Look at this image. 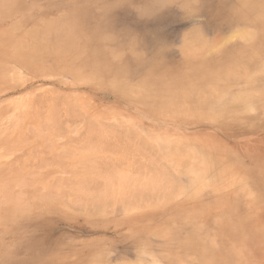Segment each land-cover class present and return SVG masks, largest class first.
Here are the masks:
<instances>
[{"label": "rangeland", "instance_id": "rangeland-1", "mask_svg": "<svg viewBox=\"0 0 264 264\" xmlns=\"http://www.w3.org/2000/svg\"><path fill=\"white\" fill-rule=\"evenodd\" d=\"M0 1V46H11L6 38L14 27L15 36L33 31L26 41L37 46L28 64L6 62L0 72V134L13 133V122L27 113L48 118L51 112L49 122L57 125L39 127L51 141L29 135L19 145L0 142V264H168L170 253L193 258L191 264L202 253L211 264L221 262L220 256H228L224 264H264V245L257 243L255 254L245 241L249 233L264 241V72L258 73L263 39L261 52L232 70L236 77L207 71L218 57L252 46L237 35L261 21L240 15V0ZM196 64L200 69L189 73ZM254 73L260 79L249 81ZM249 89V99L234 101ZM90 131L113 135L111 142L123 153L120 162L97 163L99 175L109 169L126 173L136 183L154 181V190L124 205L57 194L84 174L70 155ZM219 154L246 173L243 186L236 181L219 188L217 170L198 177L199 155L215 156L216 163ZM43 176L44 188L27 183ZM102 180L90 184L91 196L107 189ZM254 195L261 204L251 202ZM245 215L252 225L228 244L223 225L229 232Z\"/></svg>", "mask_w": 264, "mask_h": 264}, {"label": "bare ground", "instance_id": "bare-ground-1", "mask_svg": "<svg viewBox=\"0 0 264 264\" xmlns=\"http://www.w3.org/2000/svg\"><path fill=\"white\" fill-rule=\"evenodd\" d=\"M13 1V0H12ZM242 3H243V5L245 6V8H244V10L241 12L242 14H240V15H242L243 17H246V18H248V20H259V21H261V25H257V27H255L254 29L255 30H253V31H249V30H240L239 31V33H238V37H240L244 42H246V43H248V42H251V44H252V46H241V47H238V49L233 53H231L230 55H229V57L228 58H217V59H215V61H213L212 63H211V65L210 66H208V72H210V73H214V72H218V77H221V78H224V79H227V78H230V76H233V74H232V70L235 68V66H237L240 62H244L245 63V60L247 61V59H250V57H252L253 55H257L259 52H261V48L263 47V46H259V43L260 42H258V41H260V40H262L263 39V41H264V6L263 5H261L260 4V2H261V0H240ZM1 2V1H0ZM10 2V1H9ZM8 2V3H9ZM13 4V2H11V5ZM6 6H8V5H6ZM2 7V6H1ZM243 7V6H242ZM1 11V10H0ZM5 12H6V10H5ZM254 23V22H253ZM43 24V23H42ZM46 24V23H45ZM252 25H254L255 26V24H252ZM48 26V25H47ZM253 26V27H254ZM17 28H19L20 29V27H16V30L18 31L19 29H17ZM40 28V27H39ZM14 29H15V27H14ZM14 29H11L13 32H15L14 31ZM34 29V28H33ZM36 29V28H35ZM37 30H38V28H37ZM37 30H34V32L35 31H37ZM238 30V29H237ZM13 32H9L8 34H7V44H9V45H11L10 47L8 46H6V43H4L5 45H1L0 46V72L3 70V68H5V66H6V62H18L19 64H28L29 63V52H31L32 50H36L37 49V46H36V48H32L33 47V45H32V47H30L29 46V44L30 43H28L26 40H27V37H28V34H30V33H32L31 31H29V30H26L23 34H19L18 36H15L14 35V33ZM40 32V31H39ZM46 32V31H45ZM49 32V31H48ZM61 32V31H60ZM41 33V32H40ZM53 33V32H52ZM5 35V34H4ZM45 35H46V33H45ZM54 36H55V34H53ZM62 35V34H61ZM31 36V35H30ZM47 36V35H46ZM49 36V35H48ZM52 35H50V37H51ZM58 36V35H57ZM2 36L0 35V40L2 39L1 38ZM56 37V36H55ZM43 38H45V37H43ZM49 38V37H48ZM50 39V38H49ZM56 39V38H55ZM223 39H225V38H222V40ZM45 40H46V38H45ZM58 40V39H57ZM3 40H1V42H2ZM17 42H19V43H21L22 45L21 46H13V45H15ZM3 43V42H2ZM219 43V42H218ZM226 44V43H225ZM232 45V44H231ZM5 46L7 47V49L9 48V49H11V51H10V53L9 54H6V52H5V50H6V48H5ZM67 46H69V45H67ZM66 46V47H67ZM35 47V46H34ZM38 47H40V46H38ZM213 47H215V46H212V48ZM31 48V49H30ZM210 48H211V45H210ZM211 48V49H212ZM215 48H218V46H216ZM48 49V48H47ZM34 50V51H35ZM42 50H44V49H42ZM46 50V49H45ZM44 50V51H45ZM53 50V49H52ZM264 51V50H263ZM262 51V53H264ZM33 52V51H32ZM41 52V51H40ZM194 52V49L192 48L191 49V53H193ZM222 52H225V50L224 51H222ZM230 53V52H229ZM227 54V56H228V53H226ZM227 56H224L223 55V57H227ZM263 56V55H262ZM243 63V64H244ZM261 66H260V69L258 70L259 72L258 73H262V72H264V59L261 61ZM199 66L200 65H198V64H196L195 66H193V67H190V69L191 70H189V73H194V72H196L197 70H199L200 68H199ZM243 71H245V69H243ZM206 72V71H205ZM234 72V71H233ZM242 72V71H241ZM2 74H3V72H1ZM0 73V74H1ZM251 73V72H250ZM205 74V73H204ZM241 74H244V73H241ZM239 75V74H238ZM201 76V75H200ZM253 76V77H252ZM252 76H251V78L249 79V81L250 80H253V79H255V78H257L258 76H257V74L256 73H254V74H252ZM264 76V75H263ZM262 76V77H263ZM233 77H236L235 75L233 76ZM261 77V76H260ZM264 78V77H263ZM209 79V78H208ZM218 79V78H217ZM260 78L258 77L257 78V81L259 80ZM197 80H199V78H197L196 80H188L189 82H187V85L189 84V86H193V85H195L196 83V81ZM222 80V79H221ZM264 80V79H263ZM187 81V80H186ZM210 81H211V79H210ZM253 81H255V80H253ZM183 83V82H182ZM181 83V84H182ZM216 83V82H215ZM249 83V82H248ZM264 83V82H263ZM251 90L252 89H249V91H248V93H247V95H245V96H240V97H238L236 100H234V101H240V102H242V101H244V100H246V99H249L250 97H251ZM259 92H263L264 93V89H260L259 90ZM240 94H238V95H236V96H239ZM243 95V94H242ZM37 111V110H36ZM50 111H52L53 112V110H51L50 109ZM55 112V111H54ZM37 113V112H36ZM40 113H41V111H40ZM43 113V112H42ZM50 113V114H49ZM48 114H49V116H48V118H42V117H40V116H38V115H35V114H33V113H27L26 115H22L20 118H18L17 120H15L14 122H13V124L11 125V132H13V133H10L9 135H2V134H0V142L1 143H4L5 145H10L11 144V142L12 141H14V142H16L17 143V141L19 140V139H21V140H23V139H25L26 140V137H29V135H31V137L32 138H34V140H41V142L43 143V142H46V141H49L50 139H51V136H46V135H43V134H40L39 133V130H40V128L39 127H41V130L46 126V128H48L49 126H52L53 125V123H55L54 121H51V122H53V123H51V122H49V119L51 118V115H53L51 112H49ZM44 114V113H43ZM57 114V113H56ZM40 115V114H39ZM35 119V120H34ZM53 119V118H52ZM51 119V120H52ZM51 123V124H50ZM28 124H29V127H27L28 126ZM56 124H58V122L56 123ZM90 126L92 125V124H89ZM30 126H32V130L31 129H29L30 128ZM54 126H55V124L52 126L53 128H54ZM57 126V125H56ZM55 126V127H56ZM60 126V125H59ZM224 126V125H223ZM26 128H28V136H21V134L23 133V130L24 129H26ZM33 128L35 129V131H34V133L32 132L33 131ZM50 128V127H49ZM45 129V128H44ZM30 130H31V132L33 133V135H32V133L30 134ZM46 130V129H45ZM14 131H16V132H14ZM10 132V131H9ZM92 131H90L89 133H88V141L87 142H85L83 145H82V147H80L79 149H77V152L76 153H71V155H70V153H69V155L71 156V159H73L74 161L73 162H75V164H77V165H80V166H82L83 168H84V174L83 175H81V176H78V177H76L70 184H72L73 183V187H71L70 188V190H67L66 192H65V190H63V191H61V190H57V194L59 193L60 195L62 194V193H65V194H69V195H74V196H78L79 198L78 199H81L83 202H85V203H93V204H95V203H98V202H103V203H105V204H107V203H109V205L110 204H112V202H121L122 204L124 203V204H126L129 200H133L134 198H136V197H138L139 195H145V194H148V193H150V192H152L153 190H154V188L156 187L155 185H154V181H149V180H146L145 182H143V183H140V182H134L132 179H130L127 175L128 174H126V173H122V172H117V173H110L111 171H110V169L107 171V170H105V171H107L109 174H107V175H105V174H103L104 176H102L101 174L102 173H100V175L98 174L99 173V171H98V169H97V171H96V168H99V167H101L102 165H109L110 163H112V161L114 162V161H117V162H120L121 160H122V157H123V153H122V151L121 150H119L120 149V146H117L116 145V143H113L114 141L113 140H111V137H113V135H110L109 133L108 134H106V133H103V132H100V131H98V132H94V133H91ZM26 133V132H25ZM54 134V133H53ZM134 134V133H133ZM26 135V134H25ZM109 135L111 136L110 138H109ZM135 135V134H134ZM2 136V137H1ZM20 137H23V138H20ZM30 137V138H31ZM116 137V136H115ZM116 139V138H115ZM118 139V138H117ZM141 139H143V138H141ZM120 140V139H119ZM118 140V141H119ZM146 140V139H145ZM51 141V140H50ZM111 141H113V142H111ZM120 142V141H119ZM114 144L113 146L111 145V144ZM21 144V143H20ZM52 144V143H51ZM141 144L143 145V143L141 142ZM15 145H19V143H17V144H15ZM116 145V146H115ZM118 145H119V143H118ZM127 146V145H126ZM144 146V145H143ZM107 147H110L108 150H105ZM51 148H52V146H51ZM105 150V151H104ZM116 151H117V153H120V154H115V158H109L108 157V155H110V154H108V152L110 153V152H115L116 153ZM121 154H122V156H121ZM127 156V155H126ZM68 157V156H67ZM125 157V156H124ZM127 157H129V156H127ZM132 158V157H131ZM225 158V156L224 155H221V154H219L218 155V158H217V162L216 163H214V160H215V156H213V157H208V159H207V157H202L201 155H199V162H200V166H201V170H202V174H198V177H200V178H203V175H204V173H205V171H210V170H217V174L216 175H214V177L216 178V180H214L215 182H216V186H217V183H218V181H223V183L222 184H220V186H219V188L220 187H222V186H227L229 183H232V182H235V184H236V181H239V182H237V184L239 185V184H241L242 186H243V184H244V182L243 183H240V177H242L241 175H243V174H246L244 171H238V165L237 166H234V164H229L227 161H226V159H224ZM127 159V158H126ZM134 159V158H133ZM128 161V160H127ZM107 162V163H106ZM109 162V163H108ZM97 163H99L98 164V166L99 165H101V166H99V167H97L96 166V164ZM104 163H106V164H104ZM126 163V162H125ZM217 163H220V165H218ZM132 164V163H131ZM112 165V164H111ZM126 165V164H125ZM135 165H132V168L134 167ZM59 167V166H58ZM82 167H79V168H82ZM104 167V166H103ZM102 167V168H103ZM107 167V166H106ZM106 167H104V168H106ZM110 167V166H109ZM102 168H101V170H102ZM129 168V167H128ZM130 169V168H129ZM104 170V169H103ZM111 170H112V168H111ZM105 171H104V173H105ZM227 172L228 173V175H227V177H223L222 175H221V173L222 172ZM80 172V171H79ZM106 172V173H107ZM76 173V172H75ZM38 177V176H37ZM35 178V177H34ZM48 179V177L47 176H43V177H41V178H39L38 180H36V179H32V180H27L28 182L27 183H33V185H32V187L33 186H35L36 184L37 185H42L43 184V181H45V180H47ZM52 179V178H51ZM95 179H103L102 180V182L103 183H105V184H103V187H105V188H107V189H104V191H101L100 193H95V194H97L96 196H91L90 195V192L92 191L91 189H92V185H94L95 183H94V181H95ZM140 179V178H139ZM53 180V179H52ZM136 180V179H135ZM138 180V179H137ZM141 180V179H140ZM140 180H138V181H140ZM208 180V179H207ZM8 181V180H7ZM48 181H50V180H48ZM98 180H96V184L97 183H99V181L97 182ZM93 182V183H92ZM2 183V182H1ZM31 184H30V186H31ZM90 184H92V185H90ZM95 184V186H97ZM197 184V183H196ZM210 185H212L211 183H209ZM27 185V187H28V185L29 184H26ZM48 185V184H47ZM234 185V184H233ZM240 185V186H241ZM50 186H51V184H50ZM88 187V189H89V193L87 192L86 193V188H84V187ZM45 187V184H43V186H42V188H44ZM47 187H49V186H47ZM55 187V186H54ZM66 187V186H65ZM89 187H91V189L89 188ZM234 187V186H233ZM236 187V186H235ZM63 188V187H62ZM83 188H84V190H83ZM96 188V187H95ZM94 188V189H95ZM196 188H199V187H197L196 186ZM65 189V188H64ZM81 189V190H80ZM88 189H87V191H88ZM178 189V188H177ZM241 189V188H240ZM248 189V188H247ZM33 190V189H32ZM46 190V189H45ZM45 190H42L41 192L42 193H45V195H43L44 196V198H46V196L48 197V195L46 194V192L47 191H45ZM103 190V189H102ZM256 190H258V189H256ZM33 191H35V192H37L36 190H33ZM43 191H45V192H43ZM95 191V190H94ZM100 191V190H99ZM176 191V190H175ZM198 191V190H197ZM244 191V190H243ZM41 192L39 193L38 192V194H41ZM96 192V191H95ZM176 192H178V191H176ZM176 192H173V193H176ZM193 192V191H192ZM191 192V193H192ZM257 192V191H256ZM260 192V191H259ZM258 192V193H259ZM51 193V192H50ZM49 193V194H50ZM54 193H56V192H54ZM244 193H245V191H244ZM248 193V192H247ZM53 194V193H52ZM86 194L88 195V196H86ZM92 195L94 194V193H91ZM260 194V193H259ZM68 195V196H69ZM192 195V194H191ZM194 195V194H193ZM40 197H41V199L40 200H42V197L43 196H41V195H39ZM63 195H61V197H62ZM91 196V197H90ZM234 196H238V194H236V195H234ZM264 196V195H263ZM40 197H37V200H38V198H40ZM59 198H60V196H58ZM57 197V198H58ZM190 197H192V196H190ZM254 199L251 201V202H258V201H260V199H257L258 198V196H256V195H254ZM257 197V198H256ZM15 198V197H14ZM36 198V196L33 198V199H35ZM49 198V197H48ZM46 199V200H49V199H52V198H49V199ZM62 198H64V197H62ZM193 198V197H192ZM18 199V198H17ZM17 199H12L13 201H14V205L15 204H17L16 202H18L20 199H18V201H17ZM53 199H55V198H53ZM191 199V198H190ZM194 199V198H193ZM10 200V201H9ZM8 200V202L10 203V202H13V201H11V199H9ZM43 200H45V199H43ZM50 201V200H49ZM52 201H54V200H52ZM57 201V200H56ZM71 201V200H70ZM80 201V200H79ZM110 201H112L111 203H110ZM190 201H192V199L190 200ZM245 201V200H244ZM77 202H78V200H77ZM81 202V201H80ZM95 202V203H94ZM245 202H247V201H245ZM250 202V201H249ZM82 203V202H81ZM217 203V202H216ZM258 203H260V202H258ZM6 204H8L7 202H6ZM11 204V203H10ZM25 204H28V203H23V205H25ZM99 204V203H98ZM102 204V203H101ZM123 204V205H124ZM261 204V203H260ZM194 205V204H193ZM252 204H250V203H248V209L250 208V206H251ZM262 205H263V200H262ZM262 205H260L259 207H260V209H261V206ZM28 206V205H27ZM196 206V205H195ZM19 207V206H18ZM25 207V206H24ZM258 207V206H257ZM258 207V208H259ZM197 208H198V204H197ZM18 209H20V208H18ZM262 210V209H261ZM245 211H247V210H245ZM260 210L258 209V212H259ZM187 214V213H186ZM185 215V214H184ZM187 217V216H186ZM185 217V218H186ZM244 218V220H245V222H238V224H236L234 227H232L231 229L232 230H230L229 232H227L226 230H227V226H226V224H224L223 225V227H222V234H223V236L225 237L224 238V240H226V241H228L227 243L228 244H233V243H235L234 241H233V238H236L237 236H239L238 234L240 233V232H242V230H243V232H245V230H244V228H245V226L246 225H252V222L251 221H248L247 219H249L248 218V216L247 215H245V217H243ZM246 218V219H245ZM186 220V219H185ZM191 220V219H190ZM188 222H189V220H188ZM162 229V228H161ZM163 229H165V228H163ZM151 231V230H150ZM154 230L152 229V232H153ZM163 231V230H162ZM211 231V230H210ZM213 231V230H212ZM151 232V233H152ZM156 232V231H155ZM165 232V231H164ZM167 232H168V229H167V231H166V234H167ZM221 231H219V233H220ZM262 232V231H261ZM159 233V232H158ZM157 232L156 233H153V234H158ZM258 233H260V232H258ZM247 234V233H246ZM168 235H170V233L168 234ZM174 235V234H173ZM159 236V235H158ZM174 236H176V235H174ZM221 235L219 234V237H220ZM223 236H221V237H223ZM160 237H162V236H160ZM173 237V236H172ZM198 238V237H197ZM197 238L195 239V241L197 240ZM207 238V237H206ZM169 239H171L170 237H169ZM199 239H200V237H199ZM237 240V239H236ZM198 241V240H197ZM246 245L248 246V249H251L252 250V252L253 253H257V254H259V252H257L256 250H254L253 249V247H256L255 245L258 243H260V244H262V245H264V241H262V239L261 238H256V236H254L253 234H251V233H249V234H247V238H246ZM168 242V241H167ZM170 242H168V244H169ZM198 243V242H197ZM197 243H195V245L197 244ZM205 243H206V241H205ZM222 243V242H221ZM257 244V245H258ZM259 244V245H260ZM171 245V244H170ZM169 246V245H168ZM187 246V245H186ZM200 246H201V243H200ZM199 246V247H200ZM234 247H235V245H233ZM165 248L167 247V246H164ZM197 247V246H196ZM204 247V246H203ZM211 247V246H210ZM226 247V246H225ZM164 248V249H165ZM193 248V247H192ZM205 248V247H204ZM180 249V248H179ZM196 249V248H195ZM199 249V248H198ZM200 249H202V247H200ZM207 249V248H206ZM168 250V249H167ZM181 250V249H180ZM165 251V250H164ZM204 251V250H203ZM246 251V250H245ZM184 252V251H183ZM234 252V251H233ZM170 253V252H169ZM186 253V252H185ZM207 254V253H206ZM206 254H201L202 255V257H201V261L200 262H198V261H195V263L194 264H211V262L210 261H212V259L211 260H209L208 258H207V256H206ZM166 255H168V253H166ZM180 255V254H179ZM188 255V254H187ZM210 255V254H209ZM227 255V254H226ZM192 256V255H191ZM238 256V255H237ZM236 256V257H237ZM189 257V256H188ZM220 258H222V261L220 262L219 260L217 261L216 260V264H220V263H222V264H224L225 263V259H227L228 258V256H225V257H222V256H220ZM231 258V257H230ZM229 258V259H230ZM193 258H190V259H188L187 258V256H178V255H175V254H172V253H170L169 255H168V260H169V263L170 264H191V262L193 261L192 260ZM238 259V258H237ZM192 260V261H191ZM195 260V259H194ZM168 262V261H167ZM198 262V263H197ZM213 262V261H212ZM168 263V264H169ZM232 263V262H231Z\"/></svg>", "mask_w": 264, "mask_h": 264}]
</instances>
